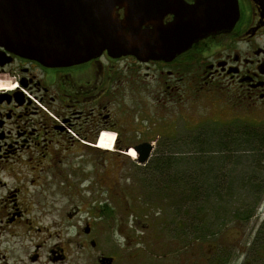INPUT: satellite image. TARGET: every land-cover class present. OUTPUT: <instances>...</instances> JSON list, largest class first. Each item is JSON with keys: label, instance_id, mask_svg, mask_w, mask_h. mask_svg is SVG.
<instances>
[{"label": "flooded vegetation", "instance_id": "1", "mask_svg": "<svg viewBox=\"0 0 264 264\" xmlns=\"http://www.w3.org/2000/svg\"><path fill=\"white\" fill-rule=\"evenodd\" d=\"M147 1V17L191 36L185 50L147 61L103 51L87 61L46 66L0 42V264H172L166 253L149 252L154 222L148 210L135 209L128 218L109 198L95 199L93 213V193L114 192L102 190L103 165L120 168L105 173L111 181L132 185L140 167L148 187L154 149L181 146L184 131L178 126L186 118L185 132L213 126L228 134L264 133V125L254 124L264 121V0ZM204 20L208 32L192 38L193 27ZM206 100L225 115L212 113L219 121L197 126L194 116ZM131 149L135 158L128 155ZM125 168L129 172L121 174ZM88 180L93 185L83 186ZM148 189H132L131 202L141 204ZM71 192L89 193V199L65 211ZM50 200L60 206L47 223ZM101 203L112 212L105 213ZM260 246L257 238L241 242L242 264H264ZM208 256V264H218V253Z\"/></svg>", "mask_w": 264, "mask_h": 264}, {"label": "water", "instance_id": "2", "mask_svg": "<svg viewBox=\"0 0 264 264\" xmlns=\"http://www.w3.org/2000/svg\"><path fill=\"white\" fill-rule=\"evenodd\" d=\"M147 4V0H0V42L12 53L46 66L87 61L103 51L147 61L185 50L191 36L147 17ZM119 8L124 9L122 17ZM198 23L192 38L208 32L207 21ZM149 151L150 145L139 157L141 163Z\"/></svg>", "mask_w": 264, "mask_h": 264}, {"label": "trees", "instance_id": "3", "mask_svg": "<svg viewBox=\"0 0 264 264\" xmlns=\"http://www.w3.org/2000/svg\"><path fill=\"white\" fill-rule=\"evenodd\" d=\"M192 133V137L189 135L183 138L181 143L184 144L182 147L191 150L183 148L181 151L182 147L179 146L180 148H175L177 151L168 150L165 159L156 156L149 163L150 185L147 187L148 192L142 197L147 200L149 209L138 210L152 209L154 214H161L162 209L169 210L170 216H173L172 220H163L161 215H150V219L153 218L151 223L155 222L151 227L160 226L158 221L168 228H172L174 224V235L180 234L192 246L195 243H205V246L209 247L207 251L215 248L213 253L219 254L218 264H226L227 259L221 260V254H228L230 249L226 250L224 245L219 244L216 236L224 235L229 226L247 224L264 195V174L258 169L254 170L257 173L255 177L245 178V175H242L240 179L229 177L228 181H225L224 173L229 175L227 171H222L226 161L235 166L242 163V156L237 161L235 157L230 158L227 154V158L224 155L226 152L233 154L234 151L247 153L243 156L257 157L252 163L264 168V133L247 130L246 133L232 131L228 134L213 126H206L205 129L200 128ZM242 140L247 144L242 145ZM221 174L223 176H220ZM237 191L244 193L237 194ZM234 197L240 198V202L233 206L230 204V198ZM181 214L187 216L186 220H179ZM159 252L165 253L164 249ZM170 252L173 253L174 250Z\"/></svg>", "mask_w": 264, "mask_h": 264}, {"label": "rangeland", "instance_id": "4", "mask_svg": "<svg viewBox=\"0 0 264 264\" xmlns=\"http://www.w3.org/2000/svg\"><path fill=\"white\" fill-rule=\"evenodd\" d=\"M211 104H213L212 101H207V103L203 104L204 105L203 107L200 106L199 108H197L199 110V112L197 111V114L194 116V121H195V118L198 120L197 126H200L201 124L212 125V124H214V121L215 122L219 121V119L216 116L215 117L210 116V114H212V113H216V114L220 113L219 115L221 117H223V115H225V114L221 113V111H219V109H218L219 105H216V104L211 105ZM188 119H189V117H188ZM185 121H187V118L184 119V121H181L179 123L180 125L178 126V129H180V131L183 129V131H184L182 133L183 138H186L189 135H190V137H192V135L194 133L187 132V131L185 132V130H186ZM201 121H203V123ZM257 121L258 122H254L255 125H264L263 120H257ZM188 123H191V122H188ZM164 140L165 139H162L161 137L159 138V141H164ZM168 140H174V139H168ZM182 145H184V144H182ZM182 145L180 147H182ZM180 147L178 146L177 148H180ZM183 148L188 149V147H182L181 151L184 150ZM171 149L177 151V149H175V148L161 149L160 147H157L154 149L153 152H155L157 154V156H161V159H163L164 156L167 155L168 150H171ZM188 150H191V149H188ZM227 154L230 156V158L235 157V159L237 161H238V158L240 156H242L240 158L242 163L241 164L239 163V164H236L235 166H233L231 163L229 164V162L226 161V164L224 165V167H222L223 168L222 171L223 172L227 171V173L229 174L227 176V174L224 173V180L225 181L226 180L228 181L229 177L240 179V176H242V175H245V178L257 176V173H255L254 170H258L260 165L258 166L257 164L252 163V161H254V158L244 157L243 155H246V154L239 153V151H237V152L234 151L233 154H229L228 152H226V155H224V156H227V158H228ZM81 157H83V156L81 155ZM154 157H155V155H153V158ZM89 162H90V160H89ZM91 165L93 166V164H91ZM87 167H89V166H87ZM89 168H91V167H89ZM119 169L120 168L117 169V165H115V164L111 165V163H110L109 166L103 165V171H102L103 172V176H102L103 177V183H101L102 190L104 191L107 189H110V190L113 189L114 192H112L108 195L93 193V195L91 196V200L93 202H90V204L94 205L93 213L96 214L95 206H97V202H94L95 199H98L100 201H105V199H109V198L112 199V202H114V205H115L114 210L119 214L121 212H124L128 218H130L133 213L136 215L135 209L138 210V209H140V206L143 205V201L141 204H138L139 206L137 205L136 202H134V203L131 202L132 196H133L132 189H138L139 188L142 191V188L143 189L147 188V186H144V183L146 180L142 179L143 170H141L140 167H137L135 169L134 172L136 175L134 176V178H136V180L133 179L134 185H132L131 180H129V181H122V180L111 181L112 178L106 176V174H105V173H109V172L114 174L116 172V170L118 172ZM126 171L129 172V170H126V168L120 170L121 174L126 172ZM231 171H232V173H231ZM137 174H139V175H137ZM220 176H223V174H221ZM74 179L75 178L73 177V175H71L70 183H71L72 188L75 189L76 180H74ZM92 182H93L92 180H88L85 182V184L83 186L93 185ZM97 187L98 186H92L93 189L97 188ZM235 187L240 188L239 186H236V185H235ZM74 189L72 190V192L74 191ZM122 189H127V193L122 192L121 191ZM128 191H131V192H128ZM242 193H244V192H242ZM242 193H241V191L240 192L237 191V194H242ZM50 197H52V196H50ZM56 197H57V194L55 195V199H56ZM78 199L84 200V202L81 203L78 201ZM85 199H89V193L85 194L84 196H77V197L74 196V193H72V195L70 196V205H69V207H67V209L65 211H68L69 209L72 210L76 204H78V205L85 204ZM127 202H130V205H128ZM239 202H240V198L239 199H237L236 197L230 198V204H232L233 206L238 205ZM103 204H106V203H101L100 205H103ZM100 205L98 207H100ZM148 205L149 204L144 203L143 207H147V209H149ZM59 206H60V204H58V203L53 205V203L50 200L49 209L47 210V213H45V217H43V219H44L43 221H46L47 223L49 221H52V218H53L52 216L53 215L57 216ZM103 208H105V211H106L105 213L112 212L110 205H108V206L103 205ZM37 209H39V207H37ZM52 210H53V212H52ZM165 210L166 209H162L161 214L160 213L154 214L153 210L151 209V210H148L149 211L148 214L153 215V217H159L161 215V218L163 220H166V221L172 220L173 216H170V214H171L170 211L169 210L165 211ZM82 211H83V209H82ZM87 211L89 212V214L92 213L89 210H87ZM139 211H141V210H139ZM32 214L35 215L36 213L33 212ZM84 214L85 213H81V216L84 217L85 216ZM186 217L187 216L184 217V215L182 216V214H181L179 216V220L180 219L186 220ZM196 220L200 223V221L198 219H196ZM158 222L160 223V226L156 225L155 227H153V228L151 227V229H150V233H151L150 242H149L150 243V245H149V252L150 253L152 252V250L154 248H156L153 251L154 253H155V251L159 252V250H157V249H164V251L167 255L165 261L166 262L172 261V264H208V261H210V256H208V255L212 254V252L215 251V248L212 249V251L211 250L207 251V249L209 247L205 246V243H202V244L195 243V245L192 246L188 242V240L184 239L180 234L174 235V232L172 231L174 224L172 225V228H168L162 222H160V221H158ZM261 224L264 227V195L261 197L260 201L256 205V210L246 225L229 226L228 227L229 229L226 231V233H224V235H222V236L217 235L219 237L216 236L219 244L224 245V247H226V250L230 249L229 253L225 254V255H228L227 258L229 259L226 262V264H242L243 259L240 256V250H239L241 242H244L247 240L250 241L252 238H255V239L257 238L258 246H259V244H261L260 247L264 248V230L260 231ZM168 242H169V245H167ZM232 242H233V244H231ZM217 246H219V245H217ZM232 246H233V249H232ZM172 250H174L173 253L170 252ZM158 260H161V259H159V258L155 259V261H158ZM152 262H154V261L152 260Z\"/></svg>", "mask_w": 264, "mask_h": 264}, {"label": "bare ground", "instance_id": "5", "mask_svg": "<svg viewBox=\"0 0 264 264\" xmlns=\"http://www.w3.org/2000/svg\"><path fill=\"white\" fill-rule=\"evenodd\" d=\"M108 148H109V147H108ZM134 152H135V151L131 149V150L129 151L128 155H129L131 158H135V156H136V155H135L136 152H135V153H134Z\"/></svg>", "mask_w": 264, "mask_h": 264}]
</instances>
